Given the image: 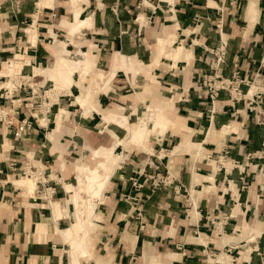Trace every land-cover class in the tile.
I'll use <instances>...</instances> for the list:
<instances>
[{"label": "crops", "instance_id": "0c3cea01", "mask_svg": "<svg viewBox=\"0 0 264 264\" xmlns=\"http://www.w3.org/2000/svg\"><path fill=\"white\" fill-rule=\"evenodd\" d=\"M69 1L46 6L38 0H0V264H70L71 246L59 235L73 220L69 205L64 209L69 193L62 186L73 177L70 164L81 153L91 161L90 151L127 136L118 125H101L97 110L121 108L129 123L144 105L164 109L172 125L148 137L145 148L115 145L113 152L122 161L95 208L98 229L78 263L204 264L210 254L217 257L210 264H264V159L246 157L264 148V99L251 101L255 93L264 94V0H154L152 14L138 11V0H118L114 13V0H78L74 6ZM73 13L88 22L71 35ZM29 28L34 44L27 41ZM159 38L172 39L165 50L182 47L191 58L158 59ZM57 42L70 58L87 54L101 72L114 70L108 88L97 89L88 110L76 103L75 84L67 93L31 73V68L50 66ZM222 44L220 75L237 71L249 81L233 106L225 92L210 105L193 90L196 74L206 67L204 49ZM13 53L27 58L29 69L23 66L22 80H14L22 88L9 92L1 87L8 81L2 72ZM121 57L141 69L121 70ZM77 78L74 73L72 79ZM45 88L52 94L45 93L43 108L33 109L34 98L32 108L24 107L29 89ZM58 109L67 115L56 132ZM25 122L30 123L26 129ZM223 151L227 154L218 166ZM25 157L52 179L46 186L54 187L53 196H43L37 184L30 195L13 185L17 180L11 183L8 167L21 168ZM149 161L160 164L162 175L168 173L170 185L150 192L143 181L145 173H152ZM130 178L142 184L139 192ZM175 185L180 186L177 193ZM51 201L61 206L57 220ZM252 229L255 234L245 231Z\"/></svg>", "mask_w": 264, "mask_h": 264}, {"label": "bare ground", "instance_id": "6f19581e", "mask_svg": "<svg viewBox=\"0 0 264 264\" xmlns=\"http://www.w3.org/2000/svg\"><path fill=\"white\" fill-rule=\"evenodd\" d=\"M41 1L43 4H46L47 6V5H50V3H52L54 0H41ZM77 1L78 0H70L69 3L72 6H74ZM72 19H73L72 22H70V28L68 29V32L71 35H74L75 33H77L79 28L82 27L84 23L86 24L88 22V21L84 22L82 20H79L77 13H73ZM27 34H28L27 41L29 39V42L34 44V39H35L34 29L29 28L27 30ZM171 40L172 39L165 40L163 38H159L156 40V43H157L156 57H159V59L164 58L166 60L172 61L173 63L177 61L178 58H182L183 60L187 61V59L190 57V53L185 51L182 47H177V49H173L170 52L164 49L166 45H170ZM63 53L64 51L61 53V55L58 58H56V63L54 64L55 66H53L50 70H40V69L34 68L35 76L41 75V73H43L46 75L45 76L46 78H49V80L50 79L52 80L55 77L60 76L63 70H66L68 72V77L72 78L73 73L77 71L79 74L78 81H73L71 79V81L67 83H70V82L75 83V85L79 89L78 91L79 93L75 97V101L83 109L88 110L90 108L89 98H90L92 91L93 90L95 91V89L92 90L91 87L89 88L86 87V85H84L83 80L88 74H91L93 72L94 64L89 58V56H86V54L79 56L75 62H70L69 64H66L65 60L62 59ZM119 62H121L120 69L122 68L123 70L124 69L130 70L131 72H134V71L137 72L142 67L141 64H134L133 61H131L130 59L126 60L124 57H121ZM6 65H7V69H6L7 75L6 76H9L8 73L21 70L23 66H26L29 64L27 60H24V58L18 54V55H15L11 60L7 61ZM77 65H81V66L77 67ZM97 72H99L97 75L101 79H104L108 74H111L112 76L114 74L113 69L109 73L100 72L99 70ZM18 73H16V75H18ZM144 110H145V113L142 114L143 117L137 118V122L134 125L128 123V116H125L122 114L121 108H115L113 110H110V112L108 113L97 110V113L100 114L103 125L104 124H115V125H120L121 128L123 127L128 130L129 132L128 138L127 139L122 138V139L117 140L118 144H122L124 142V139H126L125 143H132V144H136L138 146L145 148V144L147 142L148 137H151V135L154 132H157V131L162 132V130H165L169 125H172V123L167 117V115H165V113L159 108L151 109L149 108V106H147V108ZM60 113H61L60 114L61 118L64 114L65 115L67 114V112L64 109H60ZM61 121L62 120L58 122V125L56 128L59 127V124ZM114 147L115 145L112 146L111 148L94 149L91 152L92 158L98 159V162L95 164L94 167H88L87 165L75 166L74 169L76 170L78 174L77 183L79 184V186H83V190L86 193V199L82 200L80 196L76 193L74 188L71 186L70 183L63 182V187L65 191L67 193L73 194L72 205L75 211L74 221L70 223V226L68 228L62 231H59V235H61L62 240L71 246L70 264H79L77 258L88 255L87 252H88L91 242H90V232L86 229V225L89 223L88 222L86 223L84 213L87 212V216L90 217L91 212L94 211L95 208L97 207V204L101 202L103 191L105 189L106 184L108 183L110 179L111 172L113 168L116 167L117 162H119L118 160L120 156L113 152ZM174 151H177V150L175 149ZM210 182H211V179H210ZM20 183L23 184V186L17 187V188L23 189L28 194L33 193L34 188H35V181L33 179L27 178L25 179V183L24 182L23 183L20 182ZM196 184H198V182ZM60 207L61 206L59 202L57 201L50 202V208H51V211L55 214L54 219L56 220L58 219V217H60L59 215ZM192 218L194 219L195 215ZM251 231L252 233L255 234V230L252 229Z\"/></svg>", "mask_w": 264, "mask_h": 264}, {"label": "built area", "instance_id": "2783aa9c", "mask_svg": "<svg viewBox=\"0 0 264 264\" xmlns=\"http://www.w3.org/2000/svg\"><path fill=\"white\" fill-rule=\"evenodd\" d=\"M153 1L154 0H138L137 4H136V9L138 11L141 10H148L150 11V13L152 14L155 10V6H153ZM118 2V0H114V3L111 7V11L114 13L115 9H116V3ZM137 19V16H136ZM216 29H218L219 27V23H217V25L215 26ZM224 45L222 44L220 47H216L213 49H204L205 53L207 55L208 58L205 59V63H206V67L203 71L198 72L196 74V78L194 79V88L193 90L199 93H203L206 97V99L209 101L210 105L215 101V99L217 98V96L219 95V93L221 92H225L228 96V101L230 103V106H233L234 103H237L239 101L242 100L243 98V94L241 93V87L244 85H247L249 83V81H247L245 78H240L238 76L237 71H233L231 73V75L229 77H223L220 75L219 71L221 69V67L224 64V54H225V49H223ZM16 79L17 80H22V77L20 76V74L18 73V75H16ZM20 84H22V82H19ZM19 84V85H20ZM17 86L18 88L20 86ZM48 89H45V91H42V99H45V93L50 91ZM30 91V97L29 99H27V101H25L24 103V107H26V104L28 105L29 108H32V101L30 100L31 98H33V94L35 91L29 89ZM35 98V97H34ZM253 100L251 101H258L260 102L261 100L264 99V94L263 93H255L254 95H252ZM44 104H41V107L35 103L34 104V108L33 109H40L43 108ZM47 108L49 106H46ZM5 115V113H3ZM13 114H17V111L14 110ZM31 118L32 115H31ZM1 120V118H0ZM10 124L9 122H7V125ZM23 124V123H22ZM29 122H25L23 124L24 128L26 129L27 127H29ZM22 127H18V131L15 134V137L19 136V132L21 130ZM227 152L223 151L222 155L220 157V159L218 160L217 165L221 166L224 162V158L226 156ZM247 160L249 159H264V148L263 150L259 151V152H255V153H251L246 155ZM26 158V157H25ZM160 160V159H158ZM148 168L152 170V173H145L144 174V182H146L148 184L149 190L150 192L159 190L165 186H168L171 184L170 181V177L168 175V173H164L163 175L160 173V164L159 163H154L152 161L148 162ZM8 171L9 173L12 174L13 177L15 178H22V179H33L35 181V184L40 185L41 186V193L43 194V196L45 197H51L54 194V187H49L46 186V184L49 181H52V179H50L48 176H44V171L41 170L39 167L35 166L34 164H32L30 162V159L26 158L25 163L22 165L21 168L18 169H14L12 168V166L8 167ZM240 180L242 181V178H240ZM130 183H131V187L136 191L139 192V190L142 187L141 183H138L136 181V179L130 178ZM245 187V186H242ZM180 186L179 185H175L173 186V191L174 193H177L179 190ZM145 197V196H144ZM141 199L139 197L133 199V202L137 205L138 202H140ZM140 213L137 212L136 213V217H139Z\"/></svg>", "mask_w": 264, "mask_h": 264}, {"label": "rangeland", "instance_id": "374dc122", "mask_svg": "<svg viewBox=\"0 0 264 264\" xmlns=\"http://www.w3.org/2000/svg\"><path fill=\"white\" fill-rule=\"evenodd\" d=\"M41 1L40 0H38V2L37 3H40ZM39 7V6H38ZM67 28H68V26H67ZM69 28H70V23H69ZM63 45H64V43H63ZM61 44H59V42H57L56 43V48H58V49H52V56L54 57V59H51V63H50V66L48 67V68H44V69H41V68H36V69H40V70H50L53 66H55L54 64L56 63V58H58L60 55H61V53L64 51V53L62 54V59L63 60H65V62H66V64H69L70 62H75L77 59H78V57L79 56H81V55H83V54H81V55H79L77 58H70L69 57V54H68V52L66 51V49H61ZM14 52H17L16 50L14 51ZM55 53V54H54ZM14 54V53H13ZM15 55H18V53L16 54H14L13 55V57L15 56ZM86 56H89V55H87L86 54ZM12 54L11 55H9L8 57H7V59L6 60H11L12 58ZM24 58V60H27V58H25V57H23ZM89 58H90V56H89ZM158 59H159V57H157ZM91 59V58H90ZM29 62V61H28ZM7 63V62H6ZM82 65V64H81ZM81 65H77V67H80ZM28 65H26V67H27ZM3 67L5 68L4 70H5V72H2V74L3 75H7V65L6 64H4L3 65ZM24 68V67H23ZM43 68V67H42ZM25 69H29V67H27V68H25ZM20 70H17V71H14V72H12V73H8L9 74V76H8V81L5 83V84H3L2 85V87H5V88H8V90H9V92H12V91H14V89L15 90H17V86L20 84V83H18V82H15L14 80L16 79V73H18ZM34 69H32L31 68V73H32V75H33V77H39V76H42L46 81H52L53 83H51V84H53L54 85V89L55 90H60V89H62V90H65V91H67V93H69V89H70V86H73L75 83H72V82H70V83H67V82H69V81H71V77H68V72L66 71V70H63L62 71V73H61V77L60 76H57V77H55L54 79H50L49 80V78H46L45 76V74H43V73H41V75H38V76H35V73H34ZM98 71V69H96L95 68V66H94V70H93V72L91 73V74H88L87 76H91V77H89L88 79H85L83 82L85 83L84 85H86V87H91L92 88V90L93 89H95V91L93 90L92 91V93H91V95H90V98H89V105L90 104H92V102L94 101V97H96L95 95L98 93L97 92V89H101V90H105V88H108V86H109V83H110V81H111V79H112V75L111 74H108L104 79H101V78H99L98 77V73L99 72H97ZM100 71V70H99ZM101 72V71H100ZM74 73H76V74H78V72L76 71V72H74ZM73 73V74H74ZM31 75V76H32ZM79 75V74H78ZM86 76V77H87ZM85 77V78H86ZM78 79V78H77ZM5 80H7V79H5ZM4 79H2V81H5ZM73 80V79H72ZM74 81V80H73ZM76 81V80H75ZM48 84V83H47ZM20 87V89L22 88V84H20L19 85ZM75 86V85H74ZM77 87V86H76ZM46 89V88H45ZM77 89H78V87H77ZM33 91H35L34 92V94H33V98L35 99V103H37L40 107H41V104H43V99H42V90L41 91H36V90H33ZM78 91H79V89H78ZM51 95L52 94V91H50V92H48L47 93V95ZM77 96V95H76ZM75 96V97H76ZM30 97V94L28 95V97L27 98H29ZM74 103H75V101H74ZM80 106V105H79ZM81 107V106H80ZM82 108V107H81ZM116 108H118V107H116ZM147 108V106H142V109L140 110V109H138L137 111H135V113L134 114H136L135 116H133L132 117V119H130L129 120V123L130 124H132V125H134L136 122H137V118H141V117H143V113H145V110L144 109H146ZM149 108H151V109H155V108H153V107H151V106H149ZM162 111H164V109H161ZM164 113H165V115H167V113L164 111ZM61 113H60V109H58V111H57V113L55 114V116H54V118H56V120H57V124H56V127H57V125H58V122L60 121V120H63L65 117H66V115L64 114L63 116H62V118L60 117L61 115H60ZM122 114H123V112H122ZM124 115V114H123ZM126 116V115H125ZM60 117V118H59ZM167 117H168V115H167ZM0 118H1V120H3L4 118H3V116H2V113L0 112ZM169 118V117H168ZM102 124V123H101ZM60 125H61V122H60V124H59V127L58 128H56V132H59V129H60ZM103 125V124H102ZM104 125H107V124H104ZM115 125V124H114ZM119 127H121L120 125H118ZM149 126H150V124H149ZM122 129H125V128H123L122 127ZM126 131H127V136L125 137L126 139L128 138V136H129V132H128V130L127 129H125ZM166 130H167V128L165 129V130H162V132L161 131H157V132H154V133H157V135H162V134H164L165 132H166ZM159 132V133H158ZM154 133L151 135V137H153L154 138ZM54 134V133H53ZM126 134V133H125ZM50 138H54L53 137V135L52 136H50L48 139H50ZM126 139H124V144H125V140ZM52 141H53V139H52ZM122 143V144H123ZM116 144H118V141L116 140V142H115V144H113V145H111V146H109V147H103V148H111L112 146H114V145H116ZM99 147H102V146H99ZM99 147H97V148H99ZM141 147V146H140ZM97 148H95V149H97ZM94 150V149H93ZM84 157V154L83 153H81V155H79V159L77 160V161H75V162H73L72 164H70V166L72 167V169H73V171H74V173H73V177H72V179H70V181H68L67 183H70L71 184V186L74 188V190L76 191V193L80 196V198L82 199V200H84V199H86V193L84 192V190H83V186H79V184L77 183L78 182V179H77V176H78V174H77V172H76V170L74 169L75 168V166H82V165H87L88 167H94L95 166V164L98 162V159H95V158H92V155H91V151H90V157H91V161L90 160H87V159H85V158H83ZM101 160V159H100ZM120 160H121V158H120ZM122 161V160H121ZM120 161V162H121ZM120 162H117V164H116V167H114L113 168V170H112V172H111V175H110V179H111V176L114 174V173H116L118 170H119V165H120ZM35 163V162H34ZM35 164H39V163H35ZM27 179V178H26ZM109 179V180H110ZM15 180H17V181H15ZM21 180V181H20ZM23 179L22 178H20V179H18V178H15V177H13L12 178V180H11V183L13 184V182H14V186L17 188V187H22L23 186V184H21L20 182H24L25 183V179L22 181ZM18 182H19V184H18ZM63 182H66V181H63ZM63 182H62V186H63ZM19 185V186H18ZM106 187V186H105ZM80 189V190H79ZM23 190V189H22ZM79 190V191H78ZM105 190V189H104ZM84 192V193H83ZM33 193H31L30 195H32ZM69 195V197H68V199H67V202L65 201V204H64V209L66 210V206L67 205H69V211H70V213H72L73 214V220H71L70 219V221L72 222V221H74V213H75V211H74V207H73V205H72V196H73V194L72 193H69L68 194ZM102 197H103V195H102ZM102 200V199H101ZM51 202H56V201H51ZM95 211V210H94ZM94 211H92L91 212V215H90V217H88L87 216V212L86 213H84V216H85V219H86V223L88 222L89 224H87L86 225V229L90 232V234L91 233H95L96 232V230L98 229V227L95 225V223H94V219L95 218H98V216L96 215V214H94ZM91 223H90V222ZM68 228V227H67ZM246 232H250L251 234H252V231H248V230H245ZM93 236V235H92ZM90 242H91V240H90ZM89 248H90V246H89ZM246 248V247H245ZM237 249V248H236ZM249 249V248H248ZM235 251H237V250H234V251H232V253H230V255L231 256H235V254H234V252ZM221 255V254H220ZM70 256H71V253H70ZM205 259L207 260V263H204V264H210L211 263V261L210 260H213V258L214 257H212L210 254H205ZM221 257H225V256H223V255H221ZM71 258V257H70ZM211 258V259H210ZM217 258V257H216ZM216 258H214V259H216ZM221 259V258H220ZM220 259H219V261H220ZM228 259V258H227ZM213 262V261H212Z\"/></svg>", "mask_w": 264, "mask_h": 264}]
</instances>
